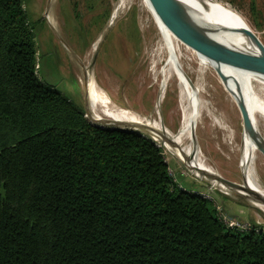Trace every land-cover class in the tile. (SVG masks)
I'll list each match as a JSON object with an SVG mask.
<instances>
[{
	"label": "trees",
	"instance_id": "1",
	"mask_svg": "<svg viewBox=\"0 0 264 264\" xmlns=\"http://www.w3.org/2000/svg\"><path fill=\"white\" fill-rule=\"evenodd\" d=\"M25 2L0 0V264H264V233L178 188L154 141L38 78Z\"/></svg>",
	"mask_w": 264,
	"mask_h": 264
},
{
	"label": "rangeland",
	"instance_id": "2",
	"mask_svg": "<svg viewBox=\"0 0 264 264\" xmlns=\"http://www.w3.org/2000/svg\"><path fill=\"white\" fill-rule=\"evenodd\" d=\"M116 1L25 2L26 13L36 26L34 43L37 49L38 78L60 89L70 107L82 111V119L90 124L94 122L88 113L90 100L86 96L89 79L114 99L117 107L145 118H156L154 108L161 78L154 77L152 69L154 65L159 69L164 63V58L158 63L154 59L160 37L149 12L138 7V0L133 2L131 9L124 10L121 17L108 26ZM213 1L237 17L264 47V0ZM99 37L101 41L99 40L93 50L92 45ZM178 44L180 66L187 85L202 89L199 100L203 109L192 137L202 151L206 163L221 178L243 185L244 171L239 163L243 121L239 109L218 74L208 67L201 69L197 54L183 38H178ZM254 89L258 97L264 99V92L256 85ZM65 107L62 106L63 109ZM159 114L163 126L177 132L181 119V103L180 87L175 77L167 84L163 100L159 103ZM56 119L60 125L73 124L72 116L66 114H59ZM215 121L221 122L233 133L230 143L225 144L227 132L217 126ZM97 125L107 127L106 124ZM118 127L138 131L152 140L151 132L145 129H137L132 125ZM258 129L264 138V120L258 121ZM155 143L161 150L175 185L209 201L225 227L241 232L255 229L264 233V213L251 205L249 200L255 201L252 195L245 197L234 192L230 196L225 195L209 179L195 175L184 164L167 154L160 143ZM253 165L258 181L264 186V157L259 151L253 156Z\"/></svg>",
	"mask_w": 264,
	"mask_h": 264
},
{
	"label": "bare ground",
	"instance_id": "3",
	"mask_svg": "<svg viewBox=\"0 0 264 264\" xmlns=\"http://www.w3.org/2000/svg\"><path fill=\"white\" fill-rule=\"evenodd\" d=\"M134 1L135 0H117L110 20L108 21V26L112 25L124 10L131 9ZM138 1H140L138 7H141L142 9L145 8L151 15L158 36L160 37V42L156 44L154 59H156V62L158 63L161 58H164L162 67L156 69V65H154L152 69L154 77L160 76L161 78L159 95L155 103L156 108H154L156 118H145L127 109L117 107L114 99L99 89L90 79L86 84V96L90 100L88 113L92 120L98 122H110L114 124L128 123L138 127H149L158 134L151 133L153 141L160 143L167 154H170L180 161L187 169L194 172L195 175L201 176L196 172L197 169H201L214 176H219L217 172L206 163L207 161L205 160L202 151L196 140L192 137L199 124L200 112L203 109V105L199 100V95L201 94L202 89L197 86H192L190 88L187 85L184 71L180 66L178 38L184 37L173 20L155 2V0ZM179 1L189 11L192 21L198 25V27L194 26L193 28L201 42L209 50L220 55L230 65V67L220 66V70L225 75L228 82H223V80L220 77L219 78L229 91L232 98L234 93H237L238 91L241 93L250 116L253 118L258 129V121L264 120V99L258 97L254 85L264 92V74L253 60V47L240 33V29L244 27V25L231 12L213 0ZM100 37L93 43V50L99 43ZM198 59L202 70L208 67L216 72L213 64L199 56ZM172 77L176 78L180 87L181 119L177 132H172L171 129L163 126L159 114V103L161 104L167 84ZM189 85L191 86V84ZM262 91L259 92L261 93ZM215 123L217 126L221 127L222 130L227 132V135L224 138L225 144L230 143L233 139V133L221 122L215 121ZM258 131L260 132L259 129ZM240 141L241 145L239 150L241 157L239 163L245 176V178L243 176V185H241V187L244 186L245 188L258 193L261 198L264 199V186L258 181L257 175L254 171L255 168H253V156H255V153H257L258 150L244 128ZM210 183L225 195H231V192L223 186L213 181ZM234 193L245 197H248L249 195L241 189L235 190ZM249 201L254 208H257L264 213L263 203L254 200Z\"/></svg>",
	"mask_w": 264,
	"mask_h": 264
},
{
	"label": "water",
	"instance_id": "4",
	"mask_svg": "<svg viewBox=\"0 0 264 264\" xmlns=\"http://www.w3.org/2000/svg\"><path fill=\"white\" fill-rule=\"evenodd\" d=\"M155 2L169 15V17L173 20L179 31L181 32L183 39L187 42L189 47L201 58L208 61L209 63L213 64L215 67V71L218 74V76L223 80V82H228L225 75L220 70V66H226L230 67V65L227 63L226 60H224L220 55L217 53L209 50L199 39L197 34L195 33L194 26L198 27V25L192 21L190 17L189 11L183 6V4L179 0H155ZM240 21V20H239ZM203 27V26H202ZM205 28V27H204ZM240 33L245 37L250 45L253 47L254 52H252V57L254 62L256 63L257 67L262 71L264 74V47L260 43V41L257 39V37L246 27H242L240 29ZM182 38V37H181ZM238 91V90H237ZM233 99L239 109V112L241 114V118L243 121V128L245 131L249 134L251 140L255 144V147L257 150L262 154L264 157V138L261 135V133L258 131L253 118L250 116V113L247 109V106L245 104V101L239 93H234ZM93 125H97V123L106 124L110 128H115L118 126H126V125H132L128 123H120V124H114L110 122H98L93 120ZM134 126V125H132ZM137 129H145L153 134L158 135L154 130H152L149 127L144 126H135ZM152 138V137H151ZM153 141V139H152ZM196 172L202 176H204L206 179H209L210 181H213L227 190L229 192H235V190L241 189L248 193L249 195H252L255 199V201H259L264 204V199L261 198V196L258 193H255L244 186L241 187V185H236L233 183H230L220 176H214L208 172H205L201 169H197Z\"/></svg>",
	"mask_w": 264,
	"mask_h": 264
},
{
	"label": "built area",
	"instance_id": "5",
	"mask_svg": "<svg viewBox=\"0 0 264 264\" xmlns=\"http://www.w3.org/2000/svg\"><path fill=\"white\" fill-rule=\"evenodd\" d=\"M230 228H232V227H230ZM247 230H249V229H247Z\"/></svg>",
	"mask_w": 264,
	"mask_h": 264
}]
</instances>
